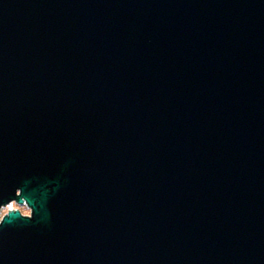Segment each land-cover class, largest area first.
<instances>
[{"label":"water","instance_id":"obj_1","mask_svg":"<svg viewBox=\"0 0 264 264\" xmlns=\"http://www.w3.org/2000/svg\"><path fill=\"white\" fill-rule=\"evenodd\" d=\"M3 207L0 264H264V0H0Z\"/></svg>","mask_w":264,"mask_h":264},{"label":"rangeland","instance_id":"obj_2","mask_svg":"<svg viewBox=\"0 0 264 264\" xmlns=\"http://www.w3.org/2000/svg\"><path fill=\"white\" fill-rule=\"evenodd\" d=\"M15 207L20 208L21 211H24V213H26V214L29 213V209H28V207H26V206L15 204ZM6 211H7V208H6V207H3V208L0 210V219L2 218V216L4 215V213H6Z\"/></svg>","mask_w":264,"mask_h":264},{"label":"built area","instance_id":"obj_3","mask_svg":"<svg viewBox=\"0 0 264 264\" xmlns=\"http://www.w3.org/2000/svg\"><path fill=\"white\" fill-rule=\"evenodd\" d=\"M11 204H12V205H13V204L15 205V203H14V202H12Z\"/></svg>","mask_w":264,"mask_h":264},{"label":"flooded vegetation","instance_id":"obj_4","mask_svg":"<svg viewBox=\"0 0 264 264\" xmlns=\"http://www.w3.org/2000/svg\"><path fill=\"white\" fill-rule=\"evenodd\" d=\"M23 206H26V205H23ZM27 207V206H26ZM24 213V211H22ZM26 214V213H25Z\"/></svg>","mask_w":264,"mask_h":264},{"label":"bare ground","instance_id":"obj_5","mask_svg":"<svg viewBox=\"0 0 264 264\" xmlns=\"http://www.w3.org/2000/svg\"><path fill=\"white\" fill-rule=\"evenodd\" d=\"M13 207H15V205L13 204Z\"/></svg>","mask_w":264,"mask_h":264}]
</instances>
